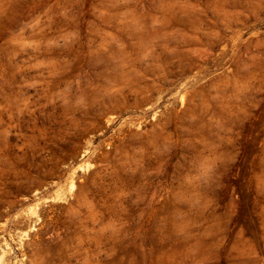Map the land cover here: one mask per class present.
I'll return each mask as SVG.
<instances>
[{"label":"rangeland","instance_id":"obj_1","mask_svg":"<svg viewBox=\"0 0 264 264\" xmlns=\"http://www.w3.org/2000/svg\"><path fill=\"white\" fill-rule=\"evenodd\" d=\"M0 264H264V0H0Z\"/></svg>","mask_w":264,"mask_h":264}]
</instances>
